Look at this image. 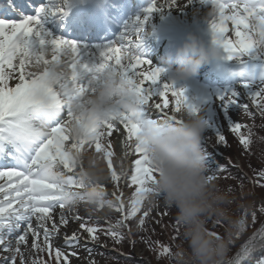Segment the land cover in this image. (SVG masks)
<instances>
[{
  "label": "snow or ice",
  "instance_id": "snow-or-ice-1",
  "mask_svg": "<svg viewBox=\"0 0 264 264\" xmlns=\"http://www.w3.org/2000/svg\"><path fill=\"white\" fill-rule=\"evenodd\" d=\"M69 3L70 0H48L34 15L0 18V181H3L0 183V251L8 253L0 257V264H17V259L20 264H52L53 260L55 264H70V256L78 253L53 245L60 227L70 221H79V231L65 234L64 244L69 249L79 246L81 239L85 245L95 242L99 232L120 242L125 237L123 229L128 228L131 234L127 223L130 219H137V226L147 231L153 205L146 206V198L152 191L157 170L142 136L145 122L182 123L183 111L189 114L203 111L206 130L216 135L217 146L227 143L223 121L239 135V143L247 149L253 133L250 127L246 133L241 131V123L233 122L234 112L238 115L242 108L250 117L256 113L264 117V0H202L211 8L207 19L212 45L221 50L224 60L236 61L241 67L236 73L240 79L235 87L195 101L187 96L185 88L176 87L174 81L162 80L161 74L166 69L143 55L146 26L152 13L179 7L177 0L162 3L152 0L144 15L127 21L115 39L97 45L56 35L44 27L41 17L45 13L51 10L66 15ZM229 22L235 40L227 35ZM108 69L133 85L139 107L132 113L116 108L108 118L88 126L87 137H76L73 125L82 120L76 109L87 96L94 94L96 84ZM13 80L15 83L11 84ZM169 93L174 98L171 107ZM247 101L255 106L256 113L249 110ZM114 134L124 149L119 168L114 164ZM207 140L202 137L201 147L207 178L214 183L220 173L228 172V166L219 163L215 150L208 152L204 147ZM86 146L103 156L113 182V199L101 200L94 210L107 207L121 214L114 224L108 221L106 228L93 223L91 217L68 215L76 211V206L68 204L66 194L71 193L80 203H89L78 171L83 164L77 161V154L83 153ZM129 156L132 157L130 170L124 167ZM256 175L258 178L253 183L264 187L261 183L264 169ZM129 186L133 190L126 202L123 189ZM97 187L103 191L105 185ZM258 211L264 214V202ZM168 214L165 210L160 216ZM250 215L255 223L257 210L253 208ZM222 216L216 218V225H221ZM248 216L249 207L245 206L234 229L228 232V245L243 233ZM153 222L162 221L158 218ZM173 224L172 239L176 240L180 224L177 219ZM83 232L88 234L87 238L82 236ZM209 234L221 236L216 231ZM154 243L159 246L158 258L175 259L182 253V249L173 252L163 242ZM258 246L264 247V224L227 259V264H264V257L252 260ZM42 253L49 259L45 260Z\"/></svg>",
  "mask_w": 264,
  "mask_h": 264
},
{
  "label": "clouds",
  "instance_id": "clouds-1",
  "mask_svg": "<svg viewBox=\"0 0 264 264\" xmlns=\"http://www.w3.org/2000/svg\"><path fill=\"white\" fill-rule=\"evenodd\" d=\"M222 55L219 48H207L197 38L189 34L185 42L176 50L175 66L169 64V80L180 81L196 74L200 67L211 58ZM139 107V97L127 80L111 69L106 70L95 92L85 98L77 107L81 123L73 125V135L87 137V127L111 116L114 109L132 113ZM182 123L161 120L157 123L145 122L142 136L153 167L157 170L152 191L146 198V206L153 205L162 194L169 206L177 209L176 219L182 229V236L188 243L182 249L175 264H227L228 236L213 237L209 234V218L222 216L228 219L224 205L227 198L214 183L207 178V167L203 158L201 140L206 131L203 111L199 114L181 113ZM77 161L83 168L78 169L84 191L93 209L104 199L97 187L110 181V171L102 155L88 152L77 154ZM70 206L80 202L71 193L66 194ZM235 221L228 222V229H234Z\"/></svg>",
  "mask_w": 264,
  "mask_h": 264
},
{
  "label": "rangeland",
  "instance_id": "rangeland-1",
  "mask_svg": "<svg viewBox=\"0 0 264 264\" xmlns=\"http://www.w3.org/2000/svg\"><path fill=\"white\" fill-rule=\"evenodd\" d=\"M150 3H152V0ZM182 8L186 10L184 6H182ZM181 15H186V17H188L185 19V20L191 21V22H187L188 24H193L194 22H197V24L200 27H202V21L199 18L197 11H191V10L187 11L186 10V11H181V12L174 11V13H171V17L176 18L178 21L182 20ZM228 27H229V32L227 33V35L229 36V38L235 40L236 39L235 35H232L234 32H233V27L231 25V22L228 23ZM236 70L238 71L239 69H236ZM236 73L237 72H233V71L230 72V74L236 77V80H234L233 83L230 82L228 84H222L223 82L213 83L212 80L211 82L206 83L204 81L205 79H201L197 81L191 78H187V79L180 80V81L174 80V83H175V86L178 88L179 87L185 88L187 96L190 99L195 101L198 99L214 97L220 91H224L226 89L235 87L240 79V77ZM237 76L239 77V79ZM164 81H167V79ZM169 82H173V81H169ZM10 83L14 84L15 81L14 80L10 81ZM169 101H170V107H171L172 102H174V98L171 96V94L169 96ZM247 102L249 103V110L252 111L253 113H256L255 106L252 105L250 101H247ZM252 118L254 117H250L242 108L238 110V115L235 112L233 114V122L241 123V125L243 126L241 131L245 133L248 131L247 128L251 124ZM221 123H222V131L226 137L227 143L219 144V146H217L216 135L213 132L206 130L204 133V136L207 137L208 140H207V143L204 145V147L207 148V150H212L211 152H213V150L215 149H218L222 153L221 154L222 156H221L215 152L216 158L219 162L229 157L230 159H232L234 163L241 166L240 169L238 168L239 170H236L237 172L243 173L241 178H239L238 176H234L232 174L233 171L232 173L228 171L224 174L222 173L223 175L221 174L222 176L225 175V177H220V179L214 181V184L216 185V187L227 198V203L224 205L225 211L229 212L227 215L228 217L227 220L229 221L230 218H233V220L236 221L242 215L243 207L245 206L249 207L248 206L249 198L247 197V195L250 194V191L253 192L255 189V185L250 184L251 182H248L250 174L257 173L261 169H264L262 168L264 167V164H263L264 161L262 160V158H264L263 157L264 155H262V151H261V149H263L262 146L264 147V139H261V137H264V136H254L252 140V145H250L247 149H245L244 146H242L239 143V135L230 130L228 123H224L223 121H221ZM113 147H114V152H115L114 164L116 165L117 168H119L120 161L118 159L117 149L114 143H113ZM86 149H87V146H86ZM87 151L94 153V151L91 149H87ZM131 159L132 157L129 156L124 163V167L128 170H130L131 168V163H130ZM259 162L261 165H259ZM228 174H229V178H226ZM2 182L3 181H0V183ZM104 185L105 187L102 191L104 195V199L105 200L113 199V196H112L113 182L110 180L106 182ZM223 185L225 186L224 188H226L224 191L222 190ZM132 190L133 189L131 188V186L123 189L124 198L126 202ZM262 192L264 193V191ZM165 210H167L169 214L161 217L160 213ZM77 213L80 216L84 217L85 219H87L88 217H91V221L93 223L98 222L99 225L105 228L107 227L108 221H111L114 224L121 215L119 212H116L115 210L109 209L107 207L100 209V210H94L91 206L85 203H82V202L76 205V211L74 213H68V215L71 216ZM58 216L56 217L57 221H58ZM176 217H177V209L173 206H169L166 203L164 198L158 197L155 203L153 204V210L150 214V219L146 223L147 231L141 230L137 226L138 224L137 219H130L127 222L130 225L131 233L134 232V234H136V237L138 238L137 240H135L132 246L131 245L129 246V244L127 243L124 244L123 240H121L120 242H117L113 238L105 235L104 232H99L98 233L99 238L95 242H89L85 245L84 239H81L79 246L69 249L64 244L65 234H69L70 231L72 232L79 231V221H70L68 225L61 226L59 230V234H62V235L58 234L54 237L53 245L54 247L55 246L61 247L66 252L75 251L78 253L77 256H70V264H91L92 261H94L95 264H138V262L136 261L129 262L123 259L111 258L112 256L110 255L113 254L109 251V248L111 247H120L126 252L131 251L135 258L139 260L144 259L146 260L147 263H151L155 259V262L159 264H175L174 259L158 258L157 249L159 246L158 244L154 242L159 241V242H163L165 244L170 245L173 249V252L179 251L180 249H185L186 245L181 244L183 242V240L181 239L183 238L181 234L182 229L180 228V235H179L180 239L177 238V241L180 244L178 243L175 244L176 240L172 239L174 232H172V230L169 231V230H165L164 228H161V224H156L153 221L159 218L161 219L163 223H167V221H169V224H167V226L174 225L173 222L175 221ZM224 220L225 221L223 220L222 221L223 222L227 221L226 219ZM211 227L216 229L218 226H211ZM217 230L221 231L220 228H217ZM128 231H129L128 228H126V230L124 229L125 237L126 239L129 238V241L132 243L133 240L127 235ZM87 235L88 234L86 232L82 233V236L84 238H87ZM31 242H32V238L31 236H29V239H28L29 245H31ZM177 245H179L180 248H177ZM13 246H15V244H13ZM7 254L8 253L0 251V257L7 255ZM41 255H43L45 260L49 259V257L46 254L42 253ZM253 255L254 253L252 254V260L254 259ZM17 264H20L19 259H17ZM52 264H55L54 260L52 261Z\"/></svg>",
  "mask_w": 264,
  "mask_h": 264
},
{
  "label": "bare ground",
  "instance_id": "bare-ground-1",
  "mask_svg": "<svg viewBox=\"0 0 264 264\" xmlns=\"http://www.w3.org/2000/svg\"><path fill=\"white\" fill-rule=\"evenodd\" d=\"M135 2L138 5L146 4L145 3L146 0H135ZM158 2L162 3L163 0H158ZM147 4H149V3H147ZM177 4L179 5V7H173V8H170V9H165V10H162V11H157V12H153L152 13V16L150 17V21H152V23L150 22V24H154V23L157 24L158 27L161 28V30L159 31V29L157 27L158 30H156V33L152 32V31H147L146 35H145L144 43H143V46H142L143 55H145V56H151V55L153 56L155 51H157L159 49H165V48H166V50L168 52H170V51L172 52L171 56L159 59V62L162 65L160 67H163V68L166 69V71L161 74V79L162 80H165V79L169 80V78H168L169 77L168 65L171 64V65L175 66V53H176L177 48H179L185 42V40L188 38L189 34H192V33H189L187 35V33L180 31V29H179L180 28L179 21L176 18H172L171 17V13H174V11H176V12L180 11L181 12V11H186V10L187 11H189V10L197 11L199 18H200V16H201V18H204L205 16H207L205 19H201V20H205V22H208V19H207L208 18V14L211 12L210 6L202 3V0H191V3H188V0H177ZM182 6H184V8H186V10H184L182 8ZM145 9H146V7H144L140 11V13H139L140 16L144 15V10ZM137 15L138 14H136V16ZM80 16H84V14H82ZM181 17H182L181 19L188 18V17H186V15H181ZM127 21H129V20H127ZM181 22L184 23V20H181ZM74 25L78 29H80L81 31L87 30V28H85V26L82 24L81 21H76L74 23ZM158 32H159V35H160V40L157 41ZM233 32H234V29H233ZM74 35L75 34H73L72 36H68V38L69 39H75V37H73ZM232 35H235V33H233ZM198 41L200 43H202L200 41V39H198ZM151 43H152V45H150ZM157 57H160V56L158 55ZM224 64H226V65L223 66L224 67L223 69H226V66L230 67L229 70L234 68V67H241V65L238 64L236 61H234V62H225ZM223 69H222V74H220V72L216 73V71L219 70V68L211 71L212 70V66H211V69H210V68H208L207 64L205 63L204 65H202L200 67L199 71L196 74H200L201 72L205 71L206 73H208V76L210 78L215 79L217 81H220V83H221V81L223 82V84H228L230 82L233 83L234 82L233 80L236 79V78L230 73L224 74L225 72H223ZM234 70H235V68L233 69V72H237V71H234ZM231 71L232 70H230V72ZM112 139H113V143L115 144L116 149H117L118 159L120 161L119 164H121V157L123 156V153H124L122 142L116 137L115 134H114ZM59 211L60 210L57 208L56 209V217L59 215ZM70 233H73V232L70 231L69 234ZM59 235H62V234H59ZM59 238H60V236H59ZM258 255H259V253H257V256ZM260 258H261V256H260Z\"/></svg>",
  "mask_w": 264,
  "mask_h": 264
},
{
  "label": "trees",
  "instance_id": "trees-1",
  "mask_svg": "<svg viewBox=\"0 0 264 264\" xmlns=\"http://www.w3.org/2000/svg\"><path fill=\"white\" fill-rule=\"evenodd\" d=\"M250 128H251V131L253 133L252 140H253L254 136H264V131H263L264 130V117L256 118ZM250 145H252V143ZM262 148H263V149H261L262 155H264V147L262 146ZM262 160L264 161V158H262ZM263 164H264V162H263ZM223 165H226V164L223 163ZM259 165H261L260 162H259ZM226 166H228V165H226ZM262 168H264V167H262ZM229 170H230V168H228V171ZM234 172H235V174H234ZM232 174L234 176H238L239 178H241L243 173L233 171ZM250 176H249L248 182H251L250 184H254L253 180L257 179L258 177L256 176V173H251ZM226 177L229 178V174ZM261 183L264 184V180H262ZM254 185H255L254 191L253 192L250 191V194L247 195V197L249 198L248 199L249 200L248 206L250 208H249V216H248L246 228L240 236H238L234 239L233 243L228 245L227 259L233 257L235 255V253L239 250V248L252 236L253 232H255L257 229H259L261 227L262 224H264V214H261L258 211L261 203L264 202V193L262 192V191H264V187L260 186L259 184H254ZM224 187L225 186L223 185L222 186L223 191L226 189ZM234 194H235V192H234ZM173 207H175V206H173ZM253 208H255L257 210V220L255 223L252 222L251 215H250V213H251L250 211ZM228 213L229 212L226 211L227 215H228ZM232 217H234V216H232ZM216 218L217 217H215V216L209 218V220H208L209 223L207 222L208 230L209 231H216L221 236H228L227 229H228V222L229 221L227 220L226 222H223L225 220L222 219L223 221H222L221 225H216L214 223ZM229 220L234 221L233 218H230ZM167 224H169V221H167V223L162 222L161 228H164L165 230H169V231L172 230V232H174V225H168L167 226ZM165 225H166V227H165ZM211 226H218L217 228H220L221 231L217 230V228L216 229L212 228ZM134 238H135V240L138 239L136 237V234H134ZM178 239H180V238L178 237ZM181 239L183 240V242L181 244L186 245L185 249H187L188 248L187 241H185L183 238H181ZM177 243H178V241L176 239L175 244H177ZM128 244H129V246L132 245L129 242V240H128ZM178 244H180V243H178ZM253 253L256 254V255L255 254L253 255L254 256L253 260L260 258V256L264 257V247L258 246L257 249ZM257 253H259L258 256H257ZM110 256H112L111 258H114V259H123V260L129 261V262L136 261V262H138V264H159V263L155 262V259L151 263H147L146 260H144V259L139 260L133 256V253L131 251L125 252V253L124 252H115Z\"/></svg>",
  "mask_w": 264,
  "mask_h": 264
}]
</instances>
